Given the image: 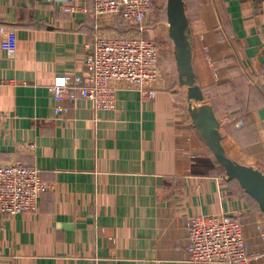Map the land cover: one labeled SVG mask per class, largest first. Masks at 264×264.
Segmentation results:
<instances>
[{"label":"crops","instance_id":"crops-1","mask_svg":"<svg viewBox=\"0 0 264 264\" xmlns=\"http://www.w3.org/2000/svg\"><path fill=\"white\" fill-rule=\"evenodd\" d=\"M182 1L201 104L226 155L264 174V0ZM91 4L0 0V165L50 185L36 212L0 215V264H192L188 223L220 214L240 220L250 263L264 264V214L226 180L177 72L153 98L123 87L95 110L76 92L55 114L49 86L85 73L96 32L119 34L116 20L96 29Z\"/></svg>","mask_w":264,"mask_h":264},{"label":"built area","instance_id":"built-area-1","mask_svg":"<svg viewBox=\"0 0 264 264\" xmlns=\"http://www.w3.org/2000/svg\"><path fill=\"white\" fill-rule=\"evenodd\" d=\"M151 8L152 0H92L90 7L83 8L94 20L96 29L113 27L119 17L135 31L96 32L85 60V73L64 74L60 77L61 83L49 86L56 115L64 110V100L73 101L77 93L90 100L95 110L113 109L117 91L123 87L136 89L144 99L155 96L160 76L159 48L142 35ZM260 88L264 95V72ZM49 187L36 168L20 162L1 164L0 215L36 212L40 194ZM187 227L186 252L192 264H251L257 257L247 252L242 224L237 217L200 215L191 218Z\"/></svg>","mask_w":264,"mask_h":264},{"label":"water","instance_id":"water-1","mask_svg":"<svg viewBox=\"0 0 264 264\" xmlns=\"http://www.w3.org/2000/svg\"><path fill=\"white\" fill-rule=\"evenodd\" d=\"M167 34L172 41V52L179 86L184 88L187 109L193 126L199 132L218 164L223 168L226 180H236L240 188L257 204L264 214V174L251 166L230 159L220 142L218 121L211 108L201 104L203 94L196 84L191 63V41L188 20L182 0H166Z\"/></svg>","mask_w":264,"mask_h":264},{"label":"rangeland","instance_id":"rangeland-1","mask_svg":"<svg viewBox=\"0 0 264 264\" xmlns=\"http://www.w3.org/2000/svg\"><path fill=\"white\" fill-rule=\"evenodd\" d=\"M165 9L166 0H152V8L147 21L148 29L144 36L154 41L159 48L158 65L160 75L170 77V75L176 76V67L172 52V41L167 34ZM123 24L125 28H128L125 23Z\"/></svg>","mask_w":264,"mask_h":264},{"label":"trees","instance_id":"trees-1","mask_svg":"<svg viewBox=\"0 0 264 264\" xmlns=\"http://www.w3.org/2000/svg\"><path fill=\"white\" fill-rule=\"evenodd\" d=\"M123 21L118 17V18H116V30H118L119 32V34H125V33H127L128 31H134L135 30V28L134 27H132V26H128V28H125V26L124 27H122L121 25V23H122ZM148 28H147V25H146V27H145V31H143V33H142V35H143V37H145L144 36V33L146 32V30H147ZM147 38V37H146ZM220 168L222 169V171L224 172V170H223V168L220 166ZM231 183H234V184H236V185H238V183H237V181L236 180H234V179H232V180H229ZM243 190V189H242Z\"/></svg>","mask_w":264,"mask_h":264}]
</instances>
